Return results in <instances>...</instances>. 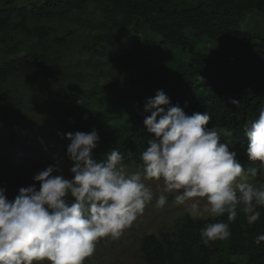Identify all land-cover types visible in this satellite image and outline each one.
Listing matches in <instances>:
<instances>
[{
	"label": "trees",
	"instance_id": "trees-1",
	"mask_svg": "<svg viewBox=\"0 0 264 264\" xmlns=\"http://www.w3.org/2000/svg\"><path fill=\"white\" fill-rule=\"evenodd\" d=\"M254 10L264 25V0H0V130L12 138L33 130L53 164L64 133L95 128V159L130 149L124 163L136 168L150 135L144 105L163 90L187 114L208 111L207 127L246 171L255 168L243 128L264 101V27L239 37ZM14 184L0 179L10 199ZM258 210L249 225L238 208L231 236L209 246L199 234L209 221L188 215L175 229L145 234V264H264V241L254 243L264 233Z\"/></svg>",
	"mask_w": 264,
	"mask_h": 264
},
{
	"label": "clouds",
	"instance_id": "clouds-1",
	"mask_svg": "<svg viewBox=\"0 0 264 264\" xmlns=\"http://www.w3.org/2000/svg\"><path fill=\"white\" fill-rule=\"evenodd\" d=\"M144 111L150 113L143 120L150 135L135 169L124 163L125 154L133 155L130 149L112 147L103 159L94 158L100 140L95 128L69 131L63 135L70 141L71 178L58 161L37 170L33 183L11 199L0 186V264H84L101 238H119L149 204L163 208L169 195L193 221H209L199 233L205 246L231 236L238 208L247 224L260 219L264 179L246 177L264 178V101L243 128L245 155L257 163L247 171L215 126L207 127L208 111L187 114L163 90L147 99ZM149 181L157 182L156 190ZM225 214L228 222L216 219ZM262 241L264 233L254 238L257 246Z\"/></svg>",
	"mask_w": 264,
	"mask_h": 264
},
{
	"label": "rangeland",
	"instance_id": "rangeland-1",
	"mask_svg": "<svg viewBox=\"0 0 264 264\" xmlns=\"http://www.w3.org/2000/svg\"><path fill=\"white\" fill-rule=\"evenodd\" d=\"M257 15V10L251 12L242 22L240 38L247 33L259 32L263 27V21ZM116 93L118 88H114ZM115 115L114 113L110 116ZM66 147L60 155L54 156L53 164L60 162V167L66 178H71L68 169L71 163L66 158ZM45 142L40 135L31 129H23L17 132L12 138L11 132L0 130V179L11 178L15 180L14 188L28 186L33 183L32 176L37 170L52 165L49 155L46 154ZM2 163L4 165H2ZM130 170L135 169L127 166ZM59 174V173H54ZM246 179L249 182L259 183L262 177H251ZM156 190V181H149ZM187 214L182 206L174 203V197L169 195L168 202L163 208H157L155 201L149 204L143 213L130 228L124 230L117 238H101L96 245V251L85 259L84 264H145L141 250V240L145 234H158L164 230H172L176 222ZM47 264V263H46Z\"/></svg>",
	"mask_w": 264,
	"mask_h": 264
}]
</instances>
